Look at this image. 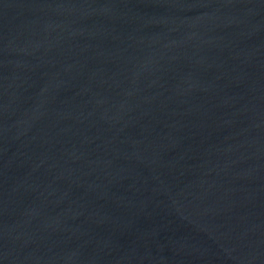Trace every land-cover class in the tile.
<instances>
[{"label": "water", "instance_id": "1", "mask_svg": "<svg viewBox=\"0 0 264 264\" xmlns=\"http://www.w3.org/2000/svg\"><path fill=\"white\" fill-rule=\"evenodd\" d=\"M0 264H264V0H0Z\"/></svg>", "mask_w": 264, "mask_h": 264}]
</instances>
